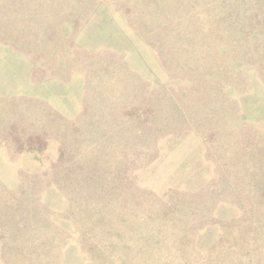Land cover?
Listing matches in <instances>:
<instances>
[{
    "label": "rangeland",
    "instance_id": "rangeland-1",
    "mask_svg": "<svg viewBox=\"0 0 264 264\" xmlns=\"http://www.w3.org/2000/svg\"><path fill=\"white\" fill-rule=\"evenodd\" d=\"M0 264H264V0H0Z\"/></svg>",
    "mask_w": 264,
    "mask_h": 264
}]
</instances>
